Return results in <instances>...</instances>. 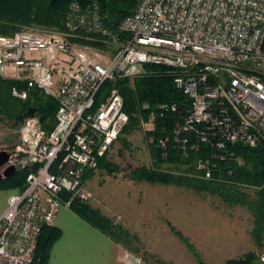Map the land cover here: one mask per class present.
<instances>
[{"label": "built area", "instance_id": "1", "mask_svg": "<svg viewBox=\"0 0 264 264\" xmlns=\"http://www.w3.org/2000/svg\"><path fill=\"white\" fill-rule=\"evenodd\" d=\"M66 27L57 32L23 26L0 34V77L26 83L14 86L12 95L25 100L36 87L58 103L51 130L37 115L23 120L20 150L0 167H32L0 214V264H28L42 226L53 224L60 207L92 197L84 174L98 167L130 120L118 87L97 101L106 80L141 76L148 64L168 67L190 99L173 132L185 155L206 144L224 159L229 144L264 140V0H140L119 25L123 37L103 24L97 5L73 1ZM93 35L113 48L109 57L73 39ZM160 108L175 110L177 104ZM155 116L151 112L148 121ZM148 140L165 147L169 136L156 140L149 134ZM216 167L211 157L195 162L206 179ZM121 264L145 263L126 250Z\"/></svg>", "mask_w": 264, "mask_h": 264}, {"label": "trees", "instance_id": "2", "mask_svg": "<svg viewBox=\"0 0 264 264\" xmlns=\"http://www.w3.org/2000/svg\"><path fill=\"white\" fill-rule=\"evenodd\" d=\"M73 1L79 2L84 7L97 5L103 24L119 37L124 36V33L119 30L122 19L133 13L140 2V0H0V34H12L23 26H36L44 30L65 32L68 29L66 27L68 8ZM73 39L100 48L109 46L97 35L89 38L74 37ZM147 69V73L134 77L133 82L128 77L106 80L101 86L97 101L103 99L111 88L117 86L120 89L125 100V110L130 115V120L122 132L129 126L133 127L140 123L136 114H141L143 119L145 118L144 120H148L150 113L155 112L154 127L149 130V134L154 135L156 140L163 136H169L165 147L159 146L156 142L151 143V153L157 164L167 162L176 170L185 169L187 172H195V162L198 159L211 157L217 167L214 169V176L211 179L193 178L182 172L174 173L170 170L156 171L145 166L132 171L131 177L137 180L175 183L196 191L217 192L229 203L246 205L255 217L253 228L255 243L259 247L264 246V140L256 146L242 143L229 144L224 159L211 154L213 148L206 144H202L197 149L188 148V153L185 155L182 147L177 144L173 132L176 124L187 113L190 99L175 85L174 74L168 67L148 64ZM14 86L25 88L26 83L0 77V114L2 113L14 120L15 123H19L28 116L30 107H36L33 115L39 117L44 128L51 130L55 125L57 101L36 87L30 89V95L25 100L14 97L11 93ZM144 102L149 103L150 107L143 109L142 103ZM162 103H175L177 108L175 110L161 109ZM98 167L108 168V170L116 169L107 160V154L98 158ZM31 169V166H20L12 176L0 180V189L23 188ZM95 170H86L84 178ZM243 185L252 186L255 189L254 194L242 191L239 187ZM62 194L64 198L70 196L65 191ZM70 207L116 243L128 242L129 233L116 227L110 218L90 202L75 198ZM176 233L198 256L194 245L189 243L187 237L180 231H176ZM61 234V229L54 224H44L38 237L33 259L28 264H48L52 246ZM257 258L254 252H248L244 258L230 259L227 264H257L254 262ZM260 262L264 264L263 260Z\"/></svg>", "mask_w": 264, "mask_h": 264}, {"label": "rangeland", "instance_id": "3", "mask_svg": "<svg viewBox=\"0 0 264 264\" xmlns=\"http://www.w3.org/2000/svg\"><path fill=\"white\" fill-rule=\"evenodd\" d=\"M100 50L107 58L113 48L107 46ZM128 78L133 82V77ZM136 116L140 123L122 132L107 153V160L116 169L97 167L84 178L92 193L85 202L98 207L116 227L130 235L128 242L118 243L121 263L127 250L141 256L145 264H227L230 259L244 258L248 252H254L258 257L254 262L261 264L264 246L259 247L255 243V217L246 205L229 203L217 192L196 191L175 183L131 177L132 171L145 166L151 170H170L205 179L196 171H179L167 162L157 164L148 140L154 123L143 120L141 114ZM23 120L15 123L0 114V150L19 152V127ZM239 188L254 194L252 186ZM19 189L7 190L10 195ZM176 231L187 237L198 256Z\"/></svg>", "mask_w": 264, "mask_h": 264}, {"label": "crops", "instance_id": "4", "mask_svg": "<svg viewBox=\"0 0 264 264\" xmlns=\"http://www.w3.org/2000/svg\"><path fill=\"white\" fill-rule=\"evenodd\" d=\"M9 190L0 189V214L7 206ZM53 224L62 231L54 242L48 264H121L120 245L63 205Z\"/></svg>", "mask_w": 264, "mask_h": 264}, {"label": "water", "instance_id": "5", "mask_svg": "<svg viewBox=\"0 0 264 264\" xmlns=\"http://www.w3.org/2000/svg\"><path fill=\"white\" fill-rule=\"evenodd\" d=\"M36 111V107H30L28 110V115H33ZM13 152H8L5 149L0 150V167H2L6 162H8L12 156ZM17 171V166L15 164L10 165L3 172L0 173V180L12 176ZM202 264H205L202 262Z\"/></svg>", "mask_w": 264, "mask_h": 264}]
</instances>
